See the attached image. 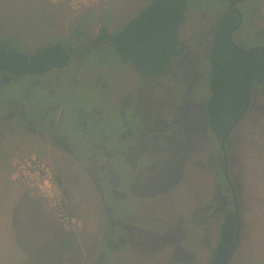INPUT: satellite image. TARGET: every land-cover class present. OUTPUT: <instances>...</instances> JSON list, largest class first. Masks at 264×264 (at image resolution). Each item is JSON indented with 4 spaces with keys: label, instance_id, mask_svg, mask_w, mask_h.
Masks as SVG:
<instances>
[{
    "label": "rangeland",
    "instance_id": "1",
    "mask_svg": "<svg viewBox=\"0 0 264 264\" xmlns=\"http://www.w3.org/2000/svg\"><path fill=\"white\" fill-rule=\"evenodd\" d=\"M149 2L0 0V38L17 39L10 42L16 49L32 54L69 40L64 68L0 74V147L6 135L29 136L31 147L7 159L0 153V184H12L16 197L23 186L29 193L23 191L21 203L38 201L65 231L86 240L77 264H86L97 240L95 264H210L221 221L217 211L228 204L229 189L219 176L223 159L213 153L220 145L210 138L205 112L216 12L225 1L204 0L189 9L181 54L163 77H141L113 49L88 50L101 26L119 29ZM238 9L244 17L249 12L248 36L240 32L234 41L249 47V37L264 29V0H246ZM77 27L86 37L76 36ZM230 146V177L250 208L254 231V245L240 264H264V93ZM100 167L109 172L95 175ZM43 224L36 234L49 235ZM242 226L244 244L247 222ZM18 256L25 264L27 257Z\"/></svg>",
    "mask_w": 264,
    "mask_h": 264
},
{
    "label": "trees",
    "instance_id": "2",
    "mask_svg": "<svg viewBox=\"0 0 264 264\" xmlns=\"http://www.w3.org/2000/svg\"><path fill=\"white\" fill-rule=\"evenodd\" d=\"M199 4L198 0H150L123 27L110 30L105 25L101 26L90 50L95 47H103L105 50L113 49L121 60L125 63H131L141 77H163L171 70L174 59L181 54L180 31L188 19L189 9ZM248 13L245 14V17L242 14V26L233 33V38L234 36L236 38L240 32H244L245 36H248V26L246 24L248 18L250 19ZM216 18H218L217 27L210 51L211 94L206 103L205 112L210 138L218 147L220 140L248 105L249 96L245 77L251 58L236 50L229 39L230 31L238 23L237 15L231 12L228 6H224L216 12ZM75 33L78 37H86V34L79 27H77ZM76 36L70 40L76 39ZM2 37V39L0 38V74L6 73L16 77L42 75L55 69L64 68L70 61L71 54L65 46L68 45L69 40H55L35 53L29 54L16 49L10 43L12 39H17ZM249 39L251 46H240L253 54V62L248 71V86L251 93L249 110H251L256 97L260 93H264V29H258L254 36H250ZM237 128L238 126L228 141L229 146L227 143L229 164L231 161L230 148L234 152V147H231L230 143ZM220 151L216 150L213 153L214 155H221L223 159ZM222 161L223 167L222 171H219V176L224 179L230 196L224 209L217 211V216L221 221L217 231L218 238L214 246L210 248V264H220L225 260L228 252L232 250L236 243L235 237L238 228L233 196L225 178L224 160ZM93 172L95 175L98 172L107 174L109 169L108 167H100V169L93 170ZM61 189L64 196L63 203H66V198H68L67 189L62 187ZM5 192L11 196L14 192L13 186L12 184H5L1 180L0 193ZM99 192L103 196L102 192ZM237 195L241 206V222H247V233L249 235L245 238L244 244L240 242L241 245L233 250L232 257L227 264H240L241 255L254 245L250 208L246 207L240 201L239 194ZM216 200L219 201L218 195ZM2 201H0V210L5 214L0 212V215L9 218L12 226L9 234L7 232L0 234V262L7 255L11 257V260L7 262H10V264L21 263L17 259L19 258L18 255L27 257L24 260L25 264H77V261L81 262L80 259L83 257L84 250L83 247H80V243L83 242L82 240L85 242L86 240L77 236L76 231H65L58 222L53 220V215H46L40 210L39 205L29 202L21 203V200L19 203L15 200L12 201L10 198H5ZM107 205L105 203V211ZM18 213H24V217L18 219ZM41 222L45 223L42 226L45 228L42 230H49V235L45 233L44 235L36 234L34 228ZM205 222L203 221L201 225ZM245 230L242 226L241 240ZM10 234L12 235L8 236ZM97 246L98 240L92 245V250L86 252L89 257L86 264L91 262V258L92 264L97 261ZM11 252L13 255L10 254ZM236 255H238V258L235 259Z\"/></svg>",
    "mask_w": 264,
    "mask_h": 264
},
{
    "label": "water",
    "instance_id": "3",
    "mask_svg": "<svg viewBox=\"0 0 264 264\" xmlns=\"http://www.w3.org/2000/svg\"><path fill=\"white\" fill-rule=\"evenodd\" d=\"M245 1L246 0H231L230 3H229L230 11L233 12L234 14H236L237 17H238L237 25L234 28H232V30L229 33L230 42L232 43V45L234 46V48L236 50L248 55L251 59H250V62L248 64L247 71H246V77H245L247 90H248V96H249L248 105L245 108V110L243 111V113L241 114V116L232 124V126L230 127V129L228 130L226 135L220 140V149H221V152H222V155H223V160H224V174H225L226 181L228 183V186H229L230 191H231L232 196H233L234 210H235L236 219H237V226H238L237 234H236V237H235L236 243H235L234 247L232 248V250L228 252L225 260L223 262H221L220 264H227L230 261V259L232 257V254H233V250L236 249L240 245L241 234H242L241 208H240L241 206H240V202H239V198H238V195H237L236 188H235V186H234V184L232 182V179L230 177L229 156H228L227 143L230 140L235 128L238 126L240 121L247 114V112L249 110V107H250V103H251V93H250V89H249V86H248V71H249V69H250V67L252 65V62H253V54L249 50H247L246 48H243V47L237 45L235 43V41H234V38H233V33L235 31H237L242 26V23H243L242 13L240 12V10L238 9L237 6L239 4L245 2ZM92 42H94V41H92Z\"/></svg>",
    "mask_w": 264,
    "mask_h": 264
},
{
    "label": "crops",
    "instance_id": "4",
    "mask_svg": "<svg viewBox=\"0 0 264 264\" xmlns=\"http://www.w3.org/2000/svg\"><path fill=\"white\" fill-rule=\"evenodd\" d=\"M15 131H17V129L16 128H13ZM7 136V140H6V142L7 143H5V145L3 146V147H0V149L1 150H3V151H0V153H2L3 155L4 154H6V158L5 159H7L8 157H11L12 155H14V153H16L17 152V150H19V151H22L21 149H24V150H26V149H31V147H29V136L28 137H24V138H18V137H12V138H10L9 139V136L10 135H6ZM1 163V162H0ZM6 168V167H5ZM10 168V167H9ZM22 187V190H20V192L18 193L19 194V197H16L15 195H14V192L12 193V195L10 196V195H8L7 194V192H5V193H0V201H2L3 199H5V198H10L12 201L13 200H15V201H20V198H22L21 196H24V195H26V194H24V195H21L22 193H23V191H26V193H29L28 191H27V189H25L23 186H21ZM6 201V200H5ZM33 204H35L36 202H38V201H36V200H30ZM3 202V201H2ZM25 203H27V201H24ZM20 203V202H19ZM0 212H1V210H0ZM1 214H5V213H3V212H1ZM1 216V215H0ZM1 218H3V219H1V224H0V228H2V229H0V231H2V233L3 232H7L8 234L10 233V231H11V222H10V219L9 218H7L6 216H1ZM3 221V222H2ZM12 234H10V235H8V236H11Z\"/></svg>",
    "mask_w": 264,
    "mask_h": 264
},
{
    "label": "flooded vegetation",
    "instance_id": "5",
    "mask_svg": "<svg viewBox=\"0 0 264 264\" xmlns=\"http://www.w3.org/2000/svg\"><path fill=\"white\" fill-rule=\"evenodd\" d=\"M190 1H191V0H190ZM202 1H204V0H198V2H199L200 4L202 3ZM220 1H221V2L225 1L226 6H228V8H229V3H230L231 0H220ZM238 6H239V5H238ZM238 6H237V7H238ZM239 29H240V28H239ZM239 29H238V30H239ZM238 30H237V31H238ZM235 32H236V31H235ZM91 48H92V46H90L88 50H90Z\"/></svg>",
    "mask_w": 264,
    "mask_h": 264
},
{
    "label": "built area",
    "instance_id": "6",
    "mask_svg": "<svg viewBox=\"0 0 264 264\" xmlns=\"http://www.w3.org/2000/svg\"><path fill=\"white\" fill-rule=\"evenodd\" d=\"M62 199H63V196H62Z\"/></svg>",
    "mask_w": 264,
    "mask_h": 264
}]
</instances>
